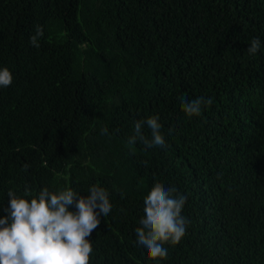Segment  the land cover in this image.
<instances>
[{"label":"trees","instance_id":"16d2710c","mask_svg":"<svg viewBox=\"0 0 264 264\" xmlns=\"http://www.w3.org/2000/svg\"><path fill=\"white\" fill-rule=\"evenodd\" d=\"M36 24L40 46L29 43ZM264 0H0V215L7 189L109 188L89 264H153L133 250L154 184L190 223L157 264H264ZM209 96L197 116L179 99ZM157 119L166 154L128 144ZM70 208H74L71 205Z\"/></svg>","mask_w":264,"mask_h":264},{"label":"clouds","instance_id":"9594fccd","mask_svg":"<svg viewBox=\"0 0 264 264\" xmlns=\"http://www.w3.org/2000/svg\"><path fill=\"white\" fill-rule=\"evenodd\" d=\"M43 26L36 24L29 43L40 46ZM264 48L259 36L247 43L249 55ZM13 80L12 70L0 65V88ZM213 102L209 96L179 99L178 108L185 116L201 113ZM157 119L149 116L134 122L127 143H142L148 153L166 154L165 139ZM5 214L0 215V264H89L93 252L92 230L107 216L113 205L110 190L100 183L89 184L81 195L70 184L38 190L25 184L22 192L7 189ZM187 197L175 185H156L142 202L138 231L133 235V250L157 264L168 255L166 244L175 245L186 234L190 223L183 209ZM74 205V208H70Z\"/></svg>","mask_w":264,"mask_h":264}]
</instances>
